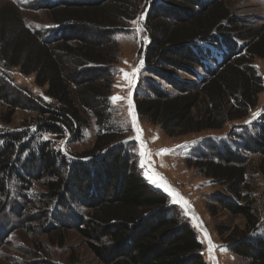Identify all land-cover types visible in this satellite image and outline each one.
Masks as SVG:
<instances>
[{
    "label": "trees",
    "instance_id": "16d2710c",
    "mask_svg": "<svg viewBox=\"0 0 264 264\" xmlns=\"http://www.w3.org/2000/svg\"><path fill=\"white\" fill-rule=\"evenodd\" d=\"M94 1L64 0L45 7L57 23L45 31L28 28L17 7L0 9L1 72L7 75L4 71L18 67L23 75L33 74L52 101L43 105L22 94L11 99L13 91L0 83V98L11 108L5 123H11L19 108L46 120L34 134L15 131L0 136V218L7 216L12 225L17 222L30 234L44 235L51 247L63 246L72 227L101 264H208L181 209L142 178L133 144H114V136L100 134L94 148L81 154L87 157L71 159L51 141L36 142L44 135L61 139L67 132L74 142L80 141L88 113L105 128L112 92L108 73L118 54V43L111 37L128 33L130 21L146 9L143 25L150 41L142 65L176 94L149 86L150 94L136 97V111L151 123L160 120L169 136L178 130L179 136H186L234 123L232 144L204 139L187 163L234 198L215 197L220 209L247 222L240 239L230 241V252L249 264H264V235L248 236L256 231L259 212L245 194L249 156H259L256 171L264 177V116L255 137L249 136L247 125H238L246 122L264 93L263 79L254 68L256 60L264 63V25H241L223 0ZM231 39L242 44L238 53L217 69L205 68L195 42L232 47ZM202 68L205 77L199 78L196 70ZM179 71L193 81L180 80ZM33 189L36 194L27 196ZM33 253L36 261L23 264H46L37 251L28 255Z\"/></svg>",
    "mask_w": 264,
    "mask_h": 264
},
{
    "label": "rangeland",
    "instance_id": "374dc122",
    "mask_svg": "<svg viewBox=\"0 0 264 264\" xmlns=\"http://www.w3.org/2000/svg\"><path fill=\"white\" fill-rule=\"evenodd\" d=\"M62 1L64 0H0V9L6 6L17 7L20 17L28 28L35 31H45L53 29L57 25L53 20V14L45 7L57 5ZM75 1H78V3L95 2L94 0ZM223 1L229 5L231 12L241 25L254 28L264 25V0ZM145 10L134 20L136 21L135 24L130 21L132 26L128 33L111 37L112 40L118 43V54L110 73H108L109 77H111L112 92L109 96L110 118L107 119L108 122L105 128L97 125L94 116L88 113L86 118H88L89 124L83 131V137L80 141L74 142L72 134L67 132L61 139L44 135L37 137L36 142L39 144L44 141H51L56 144V147L63 154L71 159L72 156H74L73 158L76 155L82 156L85 152L92 150L100 134L114 136V141H112L114 144L122 143L123 141L130 142L134 146V156L142 178L153 189L165 194L170 204L176 205L181 209L196 232L197 239L202 245V254L206 262L208 264H249L248 260L232 254L229 249L230 241L240 239L242 236L241 232L246 229V220L243 216L234 215L220 209L215 202V197L217 196H222L228 200H234V198L227 194L223 187L215 185L212 180L201 174V171L192 168L187 163V157L193 155V150L202 146L199 145V142L204 139L219 138L232 144L230 142V134L232 132L231 126L234 123L230 122L222 129L210 130L200 134L192 133L186 136H179L180 130H178L173 136H169L161 130L160 120L159 122L151 123L146 118L141 117L136 111V97L150 94L149 86L166 91L169 94L172 92L176 94V91L168 83L148 74L145 69L146 65H142V61H146L144 53L150 41L148 31L144 29L143 25ZM142 15L143 19H138ZM218 38L220 39L219 36ZM221 39H223V36ZM231 40L234 42L232 47L225 42L222 44L214 41L210 43L195 42V50H198L205 68L207 67L210 70L217 69L225 60L232 58L238 53L240 46L243 47L242 44L239 41L236 42L235 39ZM254 68L264 82V63L261 60H256ZM136 69H138V72H136L135 76L129 75L128 78H125L124 73L131 74ZM1 71L3 72L0 67V83L8 86L13 91L11 99L19 98L17 94H22V98H30V100L38 101L43 105L52 104V101L46 96V88L36 85L33 74L23 75L18 67H13L8 72L4 71L7 75H3ZM196 71L199 78L205 77L203 68ZM176 75L180 80L193 81L192 76L181 71L176 73ZM130 81H134V83L130 84ZM129 94H131L130 97ZM113 96H119L122 99L113 102L110 99ZM129 98L136 115L137 126L142 130L144 146L151 153L150 160L146 162L144 167H141V144L136 139L137 132L133 128L132 116L129 114ZM10 109L0 98V136L15 131H30V134H34L33 130L41 122L46 121L45 118L35 112L28 111L26 108H19L12 116L11 123L7 124L5 121L10 118ZM194 113L197 115V111H194ZM257 113L259 114L253 118L254 114ZM263 116L264 93L260 95L258 107L251 113L246 122L238 123V125H247L251 132L249 136L255 137L257 128L262 127L259 122ZM235 125L237 124L235 123ZM106 128H112V133L108 132ZM36 142L34 143L37 144ZM230 147L235 152H238L236 147ZM162 149H168L169 151L160 154ZM244 154L248 156V154ZM27 156L28 154H25L24 158ZM82 157L87 156L84 155ZM249 157L250 159L247 160L249 162L247 170L249 189L245 191V194H250L249 203L251 202L252 206L259 212V222L255 233H249L248 236L252 235L255 238L264 235V177L256 171L259 165V156ZM153 172L163 177L184 200L189 202V206L185 208L184 205L174 202V197L153 184L148 179V176ZM14 184L13 182L12 185ZM14 192L16 191L13 190V195L16 194ZM36 192L37 189H33L27 191L26 194L32 197ZM75 208H77L79 213L83 211L78 205H75ZM6 217L2 216L0 218V264L34 262L36 261L34 259L35 253L32 254L33 256L28 255L29 251L32 250L37 251L42 259L41 261H45L46 264H101L88 250L72 227L66 232V240L63 246L51 247L45 242L44 235L38 237L36 234H30L29 231L22 230L17 225V222L12 225L10 221L6 220ZM69 222L71 221L69 220ZM204 230L207 231L212 244L215 246L211 253L209 252L208 238L205 237Z\"/></svg>",
    "mask_w": 264,
    "mask_h": 264
},
{
    "label": "snow or ice",
    "instance_id": "6c2138e0",
    "mask_svg": "<svg viewBox=\"0 0 264 264\" xmlns=\"http://www.w3.org/2000/svg\"><path fill=\"white\" fill-rule=\"evenodd\" d=\"M138 19L142 20L143 19V15L141 17H139ZM132 23L135 24L136 21H133ZM136 72H138V69L134 70L133 73H131V74L124 73V76H125V78H128L129 75L135 76ZM131 83H134V81H130V84ZM130 95L131 94H129V97H130ZM110 99L113 102H116L117 100H120L122 98L119 97V96H113ZM128 103H129V114L132 116V125H133L134 130L137 132L136 139L138 141H140L141 148H142L141 153H140V155L142 157V159H141V167H144L146 162L150 160L151 153L144 146V141L142 139V130L137 126V119H136V115H135L134 109L132 107V102H131L130 98H129ZM258 114L259 113L254 114L253 118H255V115H258ZM168 151H169L168 149H162V150H160V154L167 153ZM148 179L153 184H155L157 187L162 188L163 191H165L166 193H168L169 195L174 197V202L184 205L185 208H187L189 206V202L184 200L179 195V193L175 189H173L168 184V182L163 177H161L158 173L153 172L151 175L148 176ZM194 219H195V217H194ZM204 235H205L206 238H208L209 252L211 253L213 251V249L215 248V246L212 244V241H211V239L209 237V234L207 233L206 230H204ZM221 250L223 251V249H221Z\"/></svg>",
    "mask_w": 264,
    "mask_h": 264
}]
</instances>
